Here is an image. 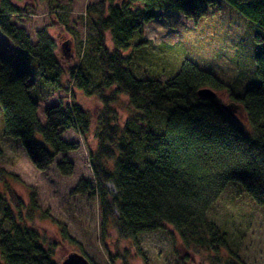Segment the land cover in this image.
Returning a JSON list of instances; mask_svg holds the SVG:
<instances>
[{"label":"trees","instance_id":"obj_1","mask_svg":"<svg viewBox=\"0 0 264 264\" xmlns=\"http://www.w3.org/2000/svg\"><path fill=\"white\" fill-rule=\"evenodd\" d=\"M15 1L0 0V30L17 46L14 57L36 62L49 89L40 90L24 62L0 54L5 136L21 144L35 167L46 170L56 154L76 149L63 139L65 130L86 135L91 128V113L75 101L74 91L96 96L102 109L97 144L90 152L91 188L104 221H113L122 236L171 225L187 248L209 252L212 262L215 254L218 262L220 250L227 248V233L209 211L220 194L236 184L264 207V50L255 55L254 69L241 71L227 84L190 61L172 76L147 74L140 52L149 47L144 26L156 11H180L199 21L220 0H99L84 12L92 33L80 50L79 63L66 68L58 41L47 28L32 36L25 25L12 20L28 15ZM223 1L251 27L264 30V0ZM52 9L59 21L68 16L58 10L60 5ZM73 38L69 35L68 44ZM204 87L226 90L243 107L249 130L224 110L217 97L200 96ZM54 91H65L70 102L61 98L45 108L42 122L39 103ZM120 96L129 103L124 120L113 107ZM58 167L64 173L71 169L68 163ZM4 194H0V264H59L54 242L30 222L34 209L13 191L8 193L11 200ZM226 264L239 263L231 257Z\"/></svg>","mask_w":264,"mask_h":264},{"label":"rangeland","instance_id":"obj_2","mask_svg":"<svg viewBox=\"0 0 264 264\" xmlns=\"http://www.w3.org/2000/svg\"><path fill=\"white\" fill-rule=\"evenodd\" d=\"M98 1H15L28 15L13 16L12 20L25 25L32 36L34 31L47 28L58 41L63 65L72 67L79 63L80 50L85 48L84 42L91 32L84 12ZM58 5L62 8L58 10L68 15L60 21L52 9ZM144 33L151 44L140 52V60L146 63L141 68L152 75L172 76L183 62L190 61L227 84L241 71L254 69L255 55L264 50V30L251 27L246 18L223 0L209 6L207 15L199 21L180 11L158 10L156 17L144 26ZM69 35L74 36V41L64 44ZM16 49L0 30V54L24 62L40 90L48 92L49 87L44 86L37 73L36 62L14 57ZM133 74L140 77L136 72ZM74 95L75 101L91 113V128L86 135L74 129L65 130L63 139L73 142L76 149L56 154L46 170L35 167L21 144L5 136L4 111L0 105V194H7L4 196L11 200L8 193L13 191L28 208L34 209L30 222L54 242V259L59 264L71 252L84 254L94 264H226L231 257H237L239 264H264V207L236 184H229L209 211V217L227 233V248L220 250L218 262L215 254L212 262L209 252L187 248L171 225L154 232L122 236L113 221L106 223L99 198L92 194L94 174L90 165L102 106L96 96L81 91H74ZM216 97L222 104L232 102L226 90L216 91ZM61 98L70 102L65 91H54L40 101L37 115L42 122L45 108ZM113 107L122 120L129 113L125 96H120ZM231 116L249 130L243 107ZM59 163H68L70 172H62ZM108 188L111 192L115 190L112 184Z\"/></svg>","mask_w":264,"mask_h":264},{"label":"water","instance_id":"obj_3","mask_svg":"<svg viewBox=\"0 0 264 264\" xmlns=\"http://www.w3.org/2000/svg\"><path fill=\"white\" fill-rule=\"evenodd\" d=\"M64 44H68V42L66 41ZM66 49L68 50V47ZM64 55L66 57L70 56V54L68 53H65ZM198 94L204 97H216V92L210 87L201 88L198 91ZM222 107L226 112H229L231 114H234V112L242 109V106L239 103H235L233 101L227 105L223 104ZM61 264H91V262L85 255L77 252H71L64 258Z\"/></svg>","mask_w":264,"mask_h":264}]
</instances>
